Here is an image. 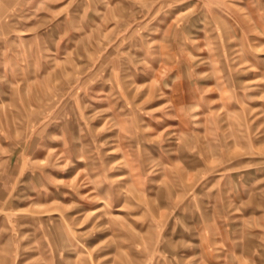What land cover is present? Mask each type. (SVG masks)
Instances as JSON below:
<instances>
[{"label": "rangeland", "instance_id": "374dc122", "mask_svg": "<svg viewBox=\"0 0 264 264\" xmlns=\"http://www.w3.org/2000/svg\"><path fill=\"white\" fill-rule=\"evenodd\" d=\"M0 264H264V0H0Z\"/></svg>", "mask_w": 264, "mask_h": 264}]
</instances>
